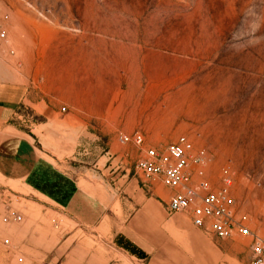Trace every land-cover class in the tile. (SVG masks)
Listing matches in <instances>:
<instances>
[{"label": "rangeland", "instance_id": "rangeland-1", "mask_svg": "<svg viewBox=\"0 0 264 264\" xmlns=\"http://www.w3.org/2000/svg\"><path fill=\"white\" fill-rule=\"evenodd\" d=\"M1 30L7 41L0 73L42 83L41 73L51 72L47 80L58 88L65 56L83 57L78 64L113 90L109 95L121 105L116 110L121 119L141 115L142 122L134 131L110 135L94 124L91 137L79 142L62 171L40 163L58 198L28 181L34 190L0 176V211L22 215L21 222L0 221V264H77L76 250L84 248L77 244L83 238L74 234L81 226L69 222L58 228L45 212L56 204L67 206L59 190L74 181L65 173H93L103 180L116 205L114 213L109 210L116 258L123 263L127 252L139 254L127 233L137 235L134 223L144 221L143 198L167 186L146 181L135 162L147 148L164 149L180 137L207 151L206 175L214 188L221 185L223 169L229 170L236 212L246 214L252 231L264 238V0H0ZM25 114L30 123L22 128L37 131L43 118ZM130 125L126 119L124 126ZM135 130L144 136L143 145L120 141ZM171 196L161 201L165 217L189 222L190 211H168ZM101 234L107 238L106 229ZM67 235L73 241L67 247L44 243ZM91 239L84 236L86 248L91 249ZM232 239L229 252L239 247L235 264H251V237ZM228 264H234L230 257Z\"/></svg>", "mask_w": 264, "mask_h": 264}, {"label": "crops", "instance_id": "crops-1", "mask_svg": "<svg viewBox=\"0 0 264 264\" xmlns=\"http://www.w3.org/2000/svg\"><path fill=\"white\" fill-rule=\"evenodd\" d=\"M90 58L93 61L99 57ZM81 60L83 57L77 55L65 56L67 67L58 73V88H52L47 80V76H52L51 72L38 75L43 79L42 83L31 82L24 75L0 73L1 177L29 186L27 181L40 163L62 171L61 167L69 164L79 142L91 137L94 132L91 128H96L95 125L99 132L110 135L119 130L134 131L137 123L141 124V115L130 114L126 119L132 125L124 126L126 119L122 120L116 112L121 105L116 107L109 95L113 90L108 89L104 81L101 83L98 77L93 78L91 70L85 71L82 63L78 64ZM25 112H28L27 118L30 114L43 118L35 125L38 132L35 129L26 132L22 128L25 122L30 123L29 118L25 119ZM65 174L73 178L76 191L67 206L56 204L48 210L45 207V212L52 216L58 228L69 222L81 226V232L74 234V237L83 238L81 243H77L84 248L76 250L77 264H228L229 257L235 264L239 247L229 252L228 246L234 243L232 238H214L197 228L192 220L180 222L177 217H165L161 201L173 194L174 190L170 187L158 188L155 196L143 198L139 213L144 221H139V226L135 221L137 235L127 233L137 245L136 252L141 255L126 251L128 258L120 263L115 253L114 226L110 225L109 210L114 213L116 208L115 201H112L113 191L107 189L103 180L93 173L75 177ZM29 187L33 189L31 185ZM104 229L107 230V238L101 234ZM87 230H92L91 234H86ZM85 235L92 238L91 249L86 248ZM61 237L56 241L45 238L44 243L63 247L72 244L68 235ZM100 242L102 247H99ZM144 254L147 256L144 257ZM58 258L61 259L62 254Z\"/></svg>", "mask_w": 264, "mask_h": 264}, {"label": "built area", "instance_id": "built-area-1", "mask_svg": "<svg viewBox=\"0 0 264 264\" xmlns=\"http://www.w3.org/2000/svg\"><path fill=\"white\" fill-rule=\"evenodd\" d=\"M8 17L4 15L5 19ZM6 41L7 33L1 30L0 51ZM9 52L15 54L13 49ZM120 141L141 146L145 138L136 132L121 135ZM209 163L210 157L204 148L196 150L188 138L180 137L164 149L147 148L146 154L136 160L135 169L146 181L176 190L167 204L170 213L190 211L197 228L206 229L219 239H231L237 234L251 237V264H264V238L252 231L246 214L238 215L235 210L232 174L224 168L221 185L214 188L206 175ZM0 221L21 222L22 215L0 211Z\"/></svg>", "mask_w": 264, "mask_h": 264}, {"label": "trees", "instance_id": "trees-1", "mask_svg": "<svg viewBox=\"0 0 264 264\" xmlns=\"http://www.w3.org/2000/svg\"><path fill=\"white\" fill-rule=\"evenodd\" d=\"M41 166H39L33 171L32 175L29 177L28 182L34 186L35 188L39 189L40 191L44 192L45 194L49 195L50 197L58 198L55 195V192L51 189L52 186V180L49 178V175L47 173L41 172ZM67 182V179H66ZM69 185L68 189L62 191L65 187L60 188L59 192L63 194V197H61V203L67 204L73 195V193L76 191V186L74 183H67ZM65 185V184H64ZM66 186V185H65Z\"/></svg>", "mask_w": 264, "mask_h": 264}]
</instances>
